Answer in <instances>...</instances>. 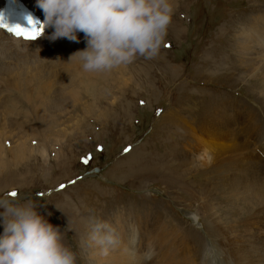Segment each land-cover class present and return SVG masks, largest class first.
<instances>
[{
	"label": "rangeland",
	"instance_id": "374dc122",
	"mask_svg": "<svg viewBox=\"0 0 264 264\" xmlns=\"http://www.w3.org/2000/svg\"><path fill=\"white\" fill-rule=\"evenodd\" d=\"M172 3L174 14L157 56L151 59L137 56L130 67L133 78L127 84L112 83L110 76L106 78L109 91H103L104 96L95 102L90 101L94 110L84 111L83 101L70 98L71 107L56 115L65 123L49 128L48 134L44 132L47 135L43 133L46 138L38 136L31 141L36 148L39 143L46 147L45 160L39 158L35 162L25 157L19 164L10 161L0 171V196L39 205L38 211L62 229L64 243L77 254V264H88V254L96 246L89 238L93 219L112 226L118 221L126 223L131 211L138 212L144 207L162 215L161 221L166 224L171 220L189 225L187 231L191 233L193 229L196 239H207L205 230L188 214H202L197 210L199 204L194 193L203 200L205 177L221 181L210 173L209 167L202 169L204 165L198 155L187 150L198 148L197 139L193 142L195 133L181 118L194 121L203 136L199 143H205L206 135L200 129L216 102L232 103L231 109L242 114L244 109L258 107L259 91L254 87V79L240 77L247 74L232 64L237 49L234 32L243 22L261 25L256 20H264V0H172ZM41 54L47 56L29 55ZM54 55L51 53L48 58L60 59ZM39 62L43 65L42 60ZM1 78L0 105L8 99H19L15 88L6 87L7 78ZM106 80L103 79V85ZM31 87L33 90L34 86ZM49 96L56 98L54 92ZM19 107L25 108L23 104ZM24 115L22 112L10 119L16 122L15 126H31L30 131L39 127L33 116ZM76 119L79 126L73 130ZM240 139L256 143L245 133ZM11 142L6 141V147ZM131 145L127 153H122ZM7 157L10 160L11 152ZM86 158L87 164L83 162ZM49 168L52 169L46 173ZM79 176L83 177L78 179ZM74 178L77 179L74 184L59 189ZM194 187L203 190V194ZM224 190L221 185L218 194L210 190L216 208L230 204L221 195ZM230 216L229 213V220ZM3 231L0 222V235Z\"/></svg>",
	"mask_w": 264,
	"mask_h": 264
},
{
	"label": "bare ground",
	"instance_id": "6f19581e",
	"mask_svg": "<svg viewBox=\"0 0 264 264\" xmlns=\"http://www.w3.org/2000/svg\"><path fill=\"white\" fill-rule=\"evenodd\" d=\"M23 1L29 3L35 14L45 15L37 0ZM256 21L261 25L243 22L237 28L238 31L234 32L237 49L234 51L235 64L232 62V66L242 68L243 73L247 74L240 77L254 79V87L259 91L260 99L257 109H244L242 114L231 109L234 106L232 103L216 102L205 116L204 126L200 129L206 135L205 143H199L203 136L199 134L194 121L181 118L183 123L188 122L193 129V142L197 139L195 146L198 148L188 147V144L187 150L198 155L200 163L205 166L201 165L202 169L209 167L210 173L221 181L206 176L205 192L194 187L198 193L204 192L203 200L199 198L200 194L194 193L199 204L197 210L202 214L188 215L205 230L208 238L196 239L193 229L191 233L187 231L189 225L171 220L166 224L165 220L161 221L162 215L157 216L155 211L144 207L138 212L131 211L126 223L118 221L113 224L122 243L110 249L108 255H102L100 248L94 246V251L88 254V264H201L206 248L210 255L209 264L211 260L215 264H264V117L258 112L261 109L264 115V20ZM52 31L51 28L47 29L36 41H24L0 29V80L5 76L8 81L6 87L15 88L20 96L19 99H8L0 105V171L7 168L10 161L19 164L25 157L35 162L39 158L45 160L48 157L43 143H39L36 148L31 145V141L48 134L49 131H46L49 128H58L59 124L62 126L65 123L57 119L56 115L71 107L70 98L83 101L81 106L88 112L95 108L90 101L95 102L104 96L103 91H109L106 78L110 76L112 83L124 81L123 84L133 78L134 73L130 67L136 60L108 72L84 71L78 59L70 60L74 52L86 47L84 33H78L79 42L65 38L51 41L48 37ZM39 53L47 56L29 55ZM51 53L60 59H49ZM36 59L42 60L43 65ZM103 79L106 80L104 85ZM30 86H34V89ZM53 92L56 98H48L47 95ZM19 104L25 108H20ZM22 112L25 113L24 117L33 116V121H38L40 131L36 124L32 131L31 126H15L16 122L10 117H16ZM78 122L76 119L73 130L77 129ZM26 123L31 125L30 121ZM244 133L256 143L241 140ZM8 140L12 141V145L6 147L5 142ZM9 152L12 154L10 160L7 157ZM51 169L46 170V173ZM201 173L206 175L205 172ZM195 175L194 172L192 178ZM220 185L225 189L221 195L230 202L222 204V209L212 205L213 198L210 196L212 189L218 194ZM229 213L231 220L228 218ZM133 238L136 241L134 246L130 243ZM149 246L155 249V256L151 261H145L142 254ZM125 247L131 251L126 252Z\"/></svg>",
	"mask_w": 264,
	"mask_h": 264
},
{
	"label": "clouds",
	"instance_id": "9594fccd",
	"mask_svg": "<svg viewBox=\"0 0 264 264\" xmlns=\"http://www.w3.org/2000/svg\"><path fill=\"white\" fill-rule=\"evenodd\" d=\"M45 19L39 22L53 29L51 41L65 38L79 42L83 32L86 47L74 52L86 72H108L131 63L137 56L158 55L174 14L172 0H37ZM31 21L34 20L29 17ZM39 205L0 196V264H77V254L64 243L62 229L38 211ZM90 240L108 255L122 243L117 230L108 222H90ZM131 245H135L133 238ZM126 252L131 251L125 247ZM143 259L151 261L155 249L149 246ZM206 248L201 264H209ZM211 264H215L211 260Z\"/></svg>",
	"mask_w": 264,
	"mask_h": 264
},
{
	"label": "snow or ice",
	"instance_id": "6c2138e0",
	"mask_svg": "<svg viewBox=\"0 0 264 264\" xmlns=\"http://www.w3.org/2000/svg\"><path fill=\"white\" fill-rule=\"evenodd\" d=\"M28 20H29V22L31 23L30 18H28ZM3 23H4L3 17L0 16V26H3ZM42 31H43V29H38V30H36V31H32L30 34H27V35H26V38H28V39H33V38H35L36 36L41 35V34H42ZM17 34H19V35H25V34L22 33V32H17ZM83 162L87 164V163H88V160H87V159H84ZM61 187H64V186L62 185ZM12 195L15 196V195H17V194H16V193H12Z\"/></svg>",
	"mask_w": 264,
	"mask_h": 264
}]
</instances>
